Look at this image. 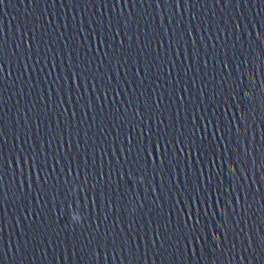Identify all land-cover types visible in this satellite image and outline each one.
I'll return each mask as SVG.
<instances>
[{
  "label": "water",
  "instance_id": "95a60500",
  "mask_svg": "<svg viewBox=\"0 0 264 264\" xmlns=\"http://www.w3.org/2000/svg\"><path fill=\"white\" fill-rule=\"evenodd\" d=\"M0 43V264H264V0H5Z\"/></svg>",
  "mask_w": 264,
  "mask_h": 264
},
{
  "label": "snow or ice",
  "instance_id": "6c2138e0",
  "mask_svg": "<svg viewBox=\"0 0 264 264\" xmlns=\"http://www.w3.org/2000/svg\"><path fill=\"white\" fill-rule=\"evenodd\" d=\"M4 3H5V0H0V5H4ZM2 50H3V44L0 43V52H2ZM109 79H111V77H109ZM117 95H119V93H117ZM208 123L211 124V121L209 120ZM194 127H198V126H195V125H194ZM202 130L204 131L205 136H207V134H208V130H209V129H208V125H207V124L204 125ZM214 134H215V133H213V135H214ZM192 135L195 136V135H196V132H193ZM201 139L203 140V138H201ZM149 140L151 141V137H149ZM165 143H167V142H165ZM128 144H129L128 151H129V154H131V153L133 152V150H134V146H133V144H132V140H131V139H129ZM193 145H194V142H193ZM161 146H162L161 143H160L159 141H157V142L155 143V145H152V144L150 143L148 146H141V147L135 149V151H136V161H135L136 165H138L139 158H140V153H141V152L146 153V155H145V157H144L145 165H146L147 162H148V160H149V158H150V156H152L154 153H157L158 150L161 148ZM195 146L198 147V145H195ZM188 147L191 148V146H188ZM149 149H151V152L149 151ZM181 151H183V149H181ZM165 152H167V149H166V148H165ZM190 154H191V152H190ZM157 160H159L161 164L164 163V161L160 159L159 155H155V158L152 159V164H153V166L156 165ZM0 179H2V177H0ZM68 210H69L70 212L74 211V210L72 209L71 203L68 204ZM75 211L78 212L79 209H75ZM205 211H207V209H205ZM73 219H74V220H78L79 217H78V216H73ZM198 222H199V221H198Z\"/></svg>",
  "mask_w": 264,
  "mask_h": 264
}]
</instances>
